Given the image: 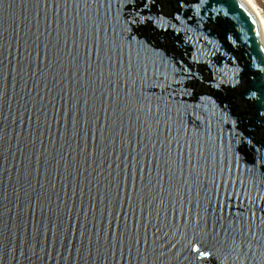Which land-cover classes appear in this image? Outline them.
<instances>
[{
	"label": "water",
	"instance_id": "obj_1",
	"mask_svg": "<svg viewBox=\"0 0 264 264\" xmlns=\"http://www.w3.org/2000/svg\"><path fill=\"white\" fill-rule=\"evenodd\" d=\"M0 264H264L245 0H0Z\"/></svg>",
	"mask_w": 264,
	"mask_h": 264
},
{
	"label": "bare ground",
	"instance_id": "obj_2",
	"mask_svg": "<svg viewBox=\"0 0 264 264\" xmlns=\"http://www.w3.org/2000/svg\"><path fill=\"white\" fill-rule=\"evenodd\" d=\"M245 1L253 9L255 15H257V17H258V19L260 21V24H261L262 31L264 32V18H263V16L260 15L259 11H257L256 6H255V3L253 2V0H245Z\"/></svg>",
	"mask_w": 264,
	"mask_h": 264
},
{
	"label": "rangeland",
	"instance_id": "obj_3",
	"mask_svg": "<svg viewBox=\"0 0 264 264\" xmlns=\"http://www.w3.org/2000/svg\"><path fill=\"white\" fill-rule=\"evenodd\" d=\"M255 3L257 11H259L260 15L264 18V0H253Z\"/></svg>",
	"mask_w": 264,
	"mask_h": 264
},
{
	"label": "snow or ice",
	"instance_id": "obj_4",
	"mask_svg": "<svg viewBox=\"0 0 264 264\" xmlns=\"http://www.w3.org/2000/svg\"><path fill=\"white\" fill-rule=\"evenodd\" d=\"M193 251H198V250L194 248Z\"/></svg>",
	"mask_w": 264,
	"mask_h": 264
}]
</instances>
